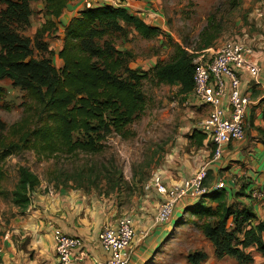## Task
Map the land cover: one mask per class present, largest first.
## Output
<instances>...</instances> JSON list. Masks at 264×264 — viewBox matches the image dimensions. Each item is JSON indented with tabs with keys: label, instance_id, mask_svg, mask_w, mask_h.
Wrapping results in <instances>:
<instances>
[{
	"label": "trees",
	"instance_id": "16d2710c",
	"mask_svg": "<svg viewBox=\"0 0 264 264\" xmlns=\"http://www.w3.org/2000/svg\"><path fill=\"white\" fill-rule=\"evenodd\" d=\"M33 1L39 0H0V80H11L35 104V122L24 128L17 142L0 147V165L13 154L28 149L48 156L64 151L75 157L81 153L96 157L104 152L108 137H134L130 127L146 110L144 87L150 76L147 71L131 67L133 53L117 47L115 42L128 35L124 27L133 29L144 39L158 38L163 33L160 23L149 24L142 16L121 6L86 7L65 26L64 42L58 52L59 68L54 62V50L38 44L47 54L38 58L32 40L20 33L31 24ZM42 1L39 11L44 12L48 24L39 35L43 37L48 29H58L57 22L69 1ZM211 28L212 31L202 33L200 50L213 47L216 30L213 24ZM194 59L195 56L178 46L171 62L155 65L152 78L158 84L178 86L183 99H188L194 89ZM194 136L199 147L209 138L199 130ZM211 148L213 159L212 144ZM100 175L101 170L95 172L93 166L87 178L94 184L93 177L97 180ZM121 178L120 173L118 179L112 180L114 188L122 185ZM214 180L209 177L204 183L209 186ZM245 184L233 189L226 185L203 196L187 198L194 203L184 212L201 222V232L213 245L217 257H233L237 264H250L252 258L246 251L249 247H257L264 257V204L257 206L258 201L264 203V188L249 190ZM40 185L39 177L29 168L19 169L11 201L22 214L32 205L33 194ZM144 191L156 192L146 191L145 187ZM255 191L262 194L261 200L254 197ZM207 259L206 252L197 251L189 255L188 262L203 264Z\"/></svg>",
	"mask_w": 264,
	"mask_h": 264
},
{
	"label": "rangeland",
	"instance_id": "374dc122",
	"mask_svg": "<svg viewBox=\"0 0 264 264\" xmlns=\"http://www.w3.org/2000/svg\"><path fill=\"white\" fill-rule=\"evenodd\" d=\"M43 3L44 1L39 0L30 4L33 11L31 24L20 33L32 40L36 47L35 56L38 58L47 56L38 44L44 45V48L54 46V62L60 68L61 60L57 50L63 45L65 28L58 21V29H48L43 37L39 36L48 27L45 23L47 17L44 12L39 11V6ZM149 4L153 11V14L149 13L150 17L146 10L134 9V12H140L149 22L158 14L166 20L163 33L158 38L144 39L133 29L128 30L126 27L124 29L128 35L124 40L123 37H113L117 38V47L133 53L131 67L147 71L150 76L144 87L147 96L146 110L130 127L134 137H108L104 142V152L96 157L82 153L75 157L64 151L48 156L39 154L35 149L8 157L0 165V244L8 230L21 224L18 219L23 214L11 201V192L18 182L21 167L29 168L41 181L40 187L33 194L35 197L64 188L76 191V194H81L89 202H101V206L117 212L118 216H127L133 210L136 211L143 203L144 187L151 175L176 150L186 124L191 122L189 107L185 103L187 99L180 95L179 87L158 84L153 80L155 65L171 62L178 46L186 49L196 59L201 56L202 51H217L231 40L245 42L253 50L257 48L256 44L264 41V0H150ZM66 19L65 17L64 23ZM212 24L216 30L213 47L200 50L203 46L202 33L212 31ZM235 71L242 78L244 72ZM34 113L35 104L26 91L16 87L9 79L0 80V147L17 142L24 128L27 129L30 122H35ZM93 166L95 172L101 170L99 179L93 177L94 184L87 178L89 169ZM120 173L122 185L114 188L112 180L118 179ZM200 224L190 213L184 215V211H179L170 231L155 251L169 236L167 241L150 264H190L189 255L197 251L207 253L208 259L203 264H237L233 257H217L213 245L202 234ZM246 251L252 258L250 264H264V257L257 247H249ZM152 257L153 252L148 260Z\"/></svg>",
	"mask_w": 264,
	"mask_h": 264
},
{
	"label": "crops",
	"instance_id": "0c3cea01",
	"mask_svg": "<svg viewBox=\"0 0 264 264\" xmlns=\"http://www.w3.org/2000/svg\"><path fill=\"white\" fill-rule=\"evenodd\" d=\"M149 1L69 0L64 14L59 19V24L65 28L70 20L78 16L79 12L86 7H99L105 4L125 7L140 16H142L140 12H134V9L135 11L146 10L148 15L153 14ZM65 17L66 23L63 22ZM145 20L149 24L159 22L162 30L166 23L160 14L151 22L146 16ZM61 45L57 52L62 49ZM256 47L252 49L253 53L249 59L261 66V74L257 78L251 77L247 72L242 74V92L248 95L251 102L247 112L245 138L226 145L221 158L213 161L211 140L208 138L203 146L199 147L197 138L194 136L196 130L202 131L201 124L209 115L210 108L207 105L192 102L191 108L189 107L191 122L186 124L185 132L176 150L168 155L164 163L156 170L162 175L168 187L181 184L185 179L196 174L202 165L209 164L207 180L209 177L211 181L215 179L208 186L210 188L219 180H223L230 189L244 186L245 183L249 190L264 188V133L259 131V129L264 131V41L256 44ZM51 49L55 50V47L52 46ZM240 180L243 181L240 182ZM253 195L258 200L263 197L258 191H255ZM164 201L165 198L156 192L145 193L141 206L129 214L133 219L137 236L130 247L128 264H142L153 252L152 259L146 262L150 264L163 243L167 241L169 236L155 251L163 237L170 231L177 213L185 212L186 208L194 203L191 199L182 200L172 220L167 224H158L155 218ZM97 202L95 200L89 202V199L76 194V191H68L64 188L54 191L53 195L48 192L45 195L36 196L29 209L18 219L21 224L8 230L2 238L0 264H60L55 252L53 236L55 228L62 230L66 235L80 237L83 240V249L73 252L72 264H102L107 261L109 254L101 247L100 234L106 226L116 227L124 216H118L117 212L105 209V206H101V202L100 204ZM246 202H252V200H246ZM258 204L264 203L258 201L257 206ZM258 211L261 215L260 209Z\"/></svg>",
	"mask_w": 264,
	"mask_h": 264
},
{
	"label": "built area",
	"instance_id": "2783aa9c",
	"mask_svg": "<svg viewBox=\"0 0 264 264\" xmlns=\"http://www.w3.org/2000/svg\"><path fill=\"white\" fill-rule=\"evenodd\" d=\"M211 51V52H210ZM253 53L251 47L240 40H231L220 46L217 51L204 50L194 59V89L191 98L186 100L187 107L192 102L207 105L209 115L202 122V131L214 146L213 161H218L226 145L245 138V127L250 99L242 92V78L235 70L247 72L257 78L262 68L249 59ZM241 74V73H240ZM209 164L202 165L198 172L185 179L181 184L168 187L159 172L151 175L145 190H155L165 198L155 218L158 224L169 223L178 204L187 198H197L210 192L213 188L220 190L226 183L219 180L210 188L205 185L208 179ZM53 195V191H50ZM56 257L60 264H72L75 250L84 247L80 237L66 235L55 228L53 232ZM137 236L133 219L122 217L116 227L106 226L100 234V244L109 259L102 264H128L130 247Z\"/></svg>",
	"mask_w": 264,
	"mask_h": 264
}]
</instances>
